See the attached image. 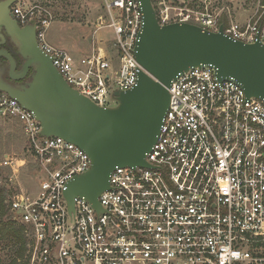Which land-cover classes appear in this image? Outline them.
<instances>
[{
	"label": "built area",
	"instance_id": "obj_1",
	"mask_svg": "<svg viewBox=\"0 0 264 264\" xmlns=\"http://www.w3.org/2000/svg\"><path fill=\"white\" fill-rule=\"evenodd\" d=\"M160 25L190 23L218 32L217 0L204 7L153 0ZM195 7V8H194ZM115 37L108 53L95 47L76 57L52 46V15L24 0L11 13L21 27L35 26L39 48L75 90L99 107L117 105L116 92L132 89L139 73L135 47L143 27L139 0H105ZM225 33L264 44V23L230 22ZM170 106L147 154L148 167H117L99 201L84 197L71 213L68 183L89 171L90 156L60 137L42 136L34 113L5 93L0 115L20 123L25 153L37 168L38 188L9 200L26 228L31 264H264V102L248 98L234 80L220 81L211 66L180 75L169 89ZM26 159L4 156L1 166L18 178Z\"/></svg>",
	"mask_w": 264,
	"mask_h": 264
},
{
	"label": "water",
	"instance_id": "obj_2",
	"mask_svg": "<svg viewBox=\"0 0 264 264\" xmlns=\"http://www.w3.org/2000/svg\"><path fill=\"white\" fill-rule=\"evenodd\" d=\"M18 1L0 0V38H4V30L27 59L22 75L7 51H1L0 58L7 59L12 80L23 79L31 67L34 71L21 89L8 85L0 76V92L34 113L42 136L63 138L90 156L91 169L67 185L65 199L71 213L77 197L86 198L102 211L99 197L110 188V177L117 167L149 166L146 156L168 112L169 89L190 69L211 66L220 81L234 80L248 98L264 102V44L260 35L250 44L227 35L224 25L218 32L190 23L162 26L153 0H139L143 27L135 55L145 71L139 73L132 89L114 94L117 105L99 107L65 81L51 57L39 48L35 26L19 25L11 13Z\"/></svg>",
	"mask_w": 264,
	"mask_h": 264
},
{
	"label": "rangeland",
	"instance_id": "obj_3",
	"mask_svg": "<svg viewBox=\"0 0 264 264\" xmlns=\"http://www.w3.org/2000/svg\"><path fill=\"white\" fill-rule=\"evenodd\" d=\"M29 6H38L37 15L42 9L52 15V25L46 39L54 47L63 48L76 57H83L97 47L111 53L115 37L112 30L100 29V20L106 25L109 16L105 0H24ZM203 0H171L176 6L192 8L204 7ZM264 0H217L213 10L220 13V23L228 25L231 21L239 24L260 21L264 23ZM194 7V8H195ZM26 139L22 126L14 119L0 115V188H6L9 199L22 191L34 192L38 188V173L34 161L25 153ZM26 159V166L18 178L12 176L8 168L1 166L4 156ZM28 238V237H27ZM30 240V239H28ZM30 242V241H29ZM31 247L28 243L25 261L31 264Z\"/></svg>",
	"mask_w": 264,
	"mask_h": 264
},
{
	"label": "trees",
	"instance_id": "obj_4",
	"mask_svg": "<svg viewBox=\"0 0 264 264\" xmlns=\"http://www.w3.org/2000/svg\"><path fill=\"white\" fill-rule=\"evenodd\" d=\"M9 200L8 190L0 188V264H21L29 240L26 228L14 219Z\"/></svg>",
	"mask_w": 264,
	"mask_h": 264
},
{
	"label": "flooded vegetation",
	"instance_id": "obj_5",
	"mask_svg": "<svg viewBox=\"0 0 264 264\" xmlns=\"http://www.w3.org/2000/svg\"><path fill=\"white\" fill-rule=\"evenodd\" d=\"M30 28V27H28ZM36 38H37V32L35 30ZM2 35L4 38H0V52L1 51H7L15 60L16 63V71L19 76L22 75V70L24 64L27 62V59H25L21 52L20 48L17 46L16 42L14 39L9 36L8 34L5 33V31H2ZM38 44V43H37ZM0 71H1V79L7 83L8 85L12 86L13 88L16 89H21L23 86H25L30 80H31V75L33 73V67L30 68L29 73L20 80H12L9 76V64L8 61L5 57L0 58ZM2 92H0L1 94Z\"/></svg>",
	"mask_w": 264,
	"mask_h": 264
},
{
	"label": "crops",
	"instance_id": "obj_6",
	"mask_svg": "<svg viewBox=\"0 0 264 264\" xmlns=\"http://www.w3.org/2000/svg\"><path fill=\"white\" fill-rule=\"evenodd\" d=\"M80 58V57H79Z\"/></svg>",
	"mask_w": 264,
	"mask_h": 264
}]
</instances>
